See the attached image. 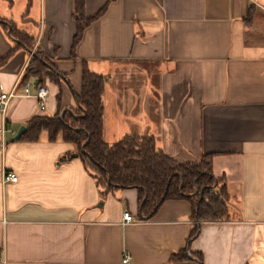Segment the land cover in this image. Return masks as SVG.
<instances>
[{
    "label": "crops",
    "instance_id": "obj_1",
    "mask_svg": "<svg viewBox=\"0 0 264 264\" xmlns=\"http://www.w3.org/2000/svg\"><path fill=\"white\" fill-rule=\"evenodd\" d=\"M106 1L85 0V14ZM72 12L73 0H0V16L34 38L33 49L44 51L72 89H80L83 63L107 77V143L148 134L179 162L213 155L229 218L202 222L189 251L202 264H264V0H112L84 30L74 57ZM13 48L0 26V57L9 54L0 62L4 92L32 54ZM42 82L49 88L44 109L30 94L0 112V264H198L170 261L194 225L189 201L165 200L139 218L137 189L103 196L72 143L48 141L45 133L35 142L14 140L33 116L57 112L58 94L62 108L76 105L66 84ZM6 172L17 181H5ZM125 210L135 223H123Z\"/></svg>",
    "mask_w": 264,
    "mask_h": 264
},
{
    "label": "trees",
    "instance_id": "obj_2",
    "mask_svg": "<svg viewBox=\"0 0 264 264\" xmlns=\"http://www.w3.org/2000/svg\"><path fill=\"white\" fill-rule=\"evenodd\" d=\"M106 3L93 16L85 14V0H73V19L76 30L72 40L71 57L80 42L84 30L106 11ZM27 14V12H25ZM4 28L17 47H25L31 57L25 66L22 82L31 78L43 81V77L59 86L71 88L76 105L62 108L58 94V110L53 115H35L25 124L21 141H38L45 133L48 141L62 139L75 146L85 168L101 189L103 196L118 190L135 188L138 191V216L148 219L168 199H185L192 206L194 225L190 230L186 247L174 252L170 261L195 259L202 264L200 253L189 251V243L198 235L202 222H214L229 218L227 192L224 179L213 174L212 154H202L198 161L179 162L156 149L153 136L126 134L113 143H107L103 134L102 96L107 77L91 72L82 65L81 85L72 89L66 78L41 49L35 48L34 38L19 29L12 20L0 16ZM9 55V54H8ZM8 55L0 57L5 61ZM66 154L64 158L71 156ZM63 159V158H62Z\"/></svg>",
    "mask_w": 264,
    "mask_h": 264
},
{
    "label": "built area",
    "instance_id": "obj_3",
    "mask_svg": "<svg viewBox=\"0 0 264 264\" xmlns=\"http://www.w3.org/2000/svg\"><path fill=\"white\" fill-rule=\"evenodd\" d=\"M32 86H35V90L33 93L31 91ZM30 94H32L38 100L40 108L44 109L45 101L49 95V88L47 87V85L43 82L36 84L29 80L23 83L21 76L18 77L10 91L4 92L0 88V112H3L5 110L6 106L12 98L20 95L29 96ZM9 131L14 134V131ZM4 180L15 182L17 181V176L15 173L6 172L4 173ZM122 221L124 224H129L135 223L137 220L134 218L133 214L129 210H125L122 213ZM0 255H3V247L0 248ZM129 260L130 255L128 253H124L122 257V262L126 263ZM0 261L4 262V258H1Z\"/></svg>",
    "mask_w": 264,
    "mask_h": 264
},
{
    "label": "water",
    "instance_id": "obj_4",
    "mask_svg": "<svg viewBox=\"0 0 264 264\" xmlns=\"http://www.w3.org/2000/svg\"><path fill=\"white\" fill-rule=\"evenodd\" d=\"M9 33V32H8ZM38 83V80H36V84ZM26 130V126L21 125L20 128L17 130L15 136H14V140L17 141L20 139V136L23 134V132ZM197 261V260H196ZM198 262V261H197ZM199 264V262H198Z\"/></svg>",
    "mask_w": 264,
    "mask_h": 264
},
{
    "label": "rangeland",
    "instance_id": "obj_5",
    "mask_svg": "<svg viewBox=\"0 0 264 264\" xmlns=\"http://www.w3.org/2000/svg\"><path fill=\"white\" fill-rule=\"evenodd\" d=\"M19 8H17V12H19L20 10H18Z\"/></svg>",
    "mask_w": 264,
    "mask_h": 264
}]
</instances>
